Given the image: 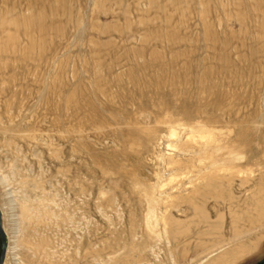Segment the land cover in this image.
Masks as SVG:
<instances>
[{
    "label": "rangeland",
    "instance_id": "rangeland-1",
    "mask_svg": "<svg viewBox=\"0 0 264 264\" xmlns=\"http://www.w3.org/2000/svg\"><path fill=\"white\" fill-rule=\"evenodd\" d=\"M261 186L264 0H0L8 251L15 198L24 261L257 264Z\"/></svg>",
    "mask_w": 264,
    "mask_h": 264
},
{
    "label": "bare ground",
    "instance_id": "bare-ground-1",
    "mask_svg": "<svg viewBox=\"0 0 264 264\" xmlns=\"http://www.w3.org/2000/svg\"><path fill=\"white\" fill-rule=\"evenodd\" d=\"M196 115H198V113ZM189 116H191V115H189ZM199 125H201V124H199ZM194 129H196L195 130L196 132H201L199 130L203 131L204 127L202 129H200V127L197 125L194 127ZM201 133L204 134V132H201ZM175 136H177V132L172 131L171 137H175ZM173 145L174 144H168L169 147H172ZM236 151L237 152L233 153V155H235V156L233 157V155H232L231 158H235L240 153V151L238 149ZM232 168H234V167H232ZM239 178H240L239 180L242 182L243 177H239ZM243 184L244 183H241V185H243ZM7 194H10L9 191ZM255 197L256 198H255V201L253 204V211L247 212V214H246V212H243L242 214L239 215L240 216L239 218L241 220H244V221L249 223V225L251 226V229L255 228L256 225H260L261 223H264V186H261L257 189ZM21 200L22 201L19 203V205H18V203H16L17 201L15 200V198L14 199L9 198V200L7 201V205L9 206V208H8V213H9L8 219H9V229H10L9 232H10V240H11V245L9 247L8 252L14 258V264H38L39 260L32 261L31 258H29V259H26L24 261V259L23 258L20 259V256H19L20 255V253L18 252L19 251V241H20L21 236H22L21 232L23 233V231H24V228H22V223L24 222L25 218H27V216L31 214V210H30L29 205H28V199H21ZM44 214L46 215V213H44ZM152 214H153V209H151L149 211V215L147 216V224H148L149 228L153 231L154 225H155V223H157V219H154V218H156L157 216L152 215ZM165 218L166 217H164V222H165V224H168L169 221L165 220ZM238 220L239 219H235V221H238ZM235 230L238 231V229H235ZM185 234H186V232L175 234L173 231H169V233L167 235V240L171 243H175L177 240V237L184 236ZM235 235H236V233H235ZM34 245H36V247H38L37 243ZM132 251H134V248L131 249V253H129L128 256L133 257ZM34 252H33L34 255H37V251H34ZM46 255L48 257L50 256L48 253ZM181 257H182V254L178 255V258H181ZM107 264H124V263L121 259H112ZM176 264H178V263H176Z\"/></svg>",
    "mask_w": 264,
    "mask_h": 264
},
{
    "label": "water",
    "instance_id": "water-1",
    "mask_svg": "<svg viewBox=\"0 0 264 264\" xmlns=\"http://www.w3.org/2000/svg\"><path fill=\"white\" fill-rule=\"evenodd\" d=\"M3 211L2 209L0 208V235L2 237V241H3V252H2V255L0 257V264H4L5 262V259H6V255H7V251H8V245L6 243V231L4 229V225H3ZM257 264H264V260L260 261L259 263Z\"/></svg>",
    "mask_w": 264,
    "mask_h": 264
},
{
    "label": "flooded vegetation",
    "instance_id": "flooded-vegetation-1",
    "mask_svg": "<svg viewBox=\"0 0 264 264\" xmlns=\"http://www.w3.org/2000/svg\"><path fill=\"white\" fill-rule=\"evenodd\" d=\"M2 250H3V242H2Z\"/></svg>",
    "mask_w": 264,
    "mask_h": 264
}]
</instances>
